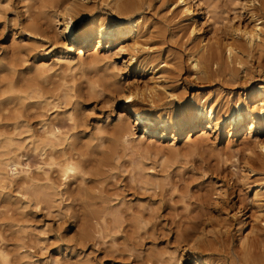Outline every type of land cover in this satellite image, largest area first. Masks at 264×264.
<instances>
[{
  "label": "bare ground",
  "instance_id": "6f19581e",
  "mask_svg": "<svg viewBox=\"0 0 264 264\" xmlns=\"http://www.w3.org/2000/svg\"><path fill=\"white\" fill-rule=\"evenodd\" d=\"M90 1L24 0V9L28 14V20L22 23V30L29 35H46L54 45L58 44L59 50L54 55L55 60L63 61L64 64L70 63L66 57L72 52L75 45L78 46V51L75 54L82 58L89 47L95 46L98 49L100 45L107 42V52L112 56L122 54L126 58L128 66L150 70V82L144 83L142 87H138L136 84L124 85L125 87L121 88L122 91H116H121L118 96L122 99L123 108L127 112L118 115L110 132L106 130V127H95L97 133H91L90 138L87 136L89 140L85 141L86 143H81L83 140L80 142L79 134L83 132L84 124L80 123L79 119L77 120L78 115L76 116L74 111L66 114V112L57 110L53 116L47 114L51 108L59 107L61 103L59 99L63 100V104L70 103L72 89L64 86V80V83L61 81L63 84L59 87L60 91H57L58 88H44L35 79L18 80L13 64L16 60L8 61V52L2 50L0 52V187L5 189L13 185L17 189H27L36 205L41 202L52 203L57 195L58 197L66 196L67 199L73 200L79 205L74 207H78L74 211V215L78 218L76 231L78 245L91 240L95 242L99 239L100 244L106 247V251L114 253L120 260L123 257L128 259L127 256L130 259L132 254L137 257L138 254L133 252L139 253L137 257L139 259L142 257L140 255L144 249V240H149L150 235H155L152 233L154 227L151 220L156 218L154 214L156 208L152 210L148 207V209L145 208L147 206H140L142 204L133 207L129 204L131 201H126L123 195L121 197L117 189L103 188L107 179L119 169L123 152L134 141L143 143L150 131L162 130V132H166L170 130L173 133H181L184 128H190L191 131L197 123L204 124L205 129L218 130L224 125L229 127L232 133L244 130L246 131L245 137L250 136L255 127L264 131V83L261 82L252 87L254 94L251 97L253 99L251 103L245 102L247 93L244 98L240 93H236V95L232 93L230 98L224 102H220L216 98L210 99L209 95L199 97L195 94L184 106L179 104L173 108L174 110L164 109L159 103L163 100L164 94L172 95L170 94L172 92H170V85L174 82L173 78L176 76L174 74L179 65H176L174 61L172 64L168 63L167 57L165 59L157 53L156 56H152L148 52L153 47V45L147 47L148 40L152 41L154 35L152 36L153 33L150 31L151 28L148 26L149 22L144 12L151 6L152 0H100L115 13L118 17L117 20L100 15L88 17L87 14L93 7ZM214 1L212 0L213 3ZM237 1H239L238 4L236 3L239 7L238 18L244 20L243 25L238 23L234 26L230 19L225 22L224 18V20L221 19L224 21H222V31L218 32V29H212L205 33L202 27L203 23H199L198 20V11L204 10L206 15H210V10H212L217 15L213 3H210L212 6L210 9V4L205 5L204 3V6L201 3L203 0H158L159 5L165 6L166 12L170 14L168 17L170 22L175 27L181 23L177 29H174L177 32L171 31V35L176 38V36L179 37L178 33H183L180 40L187 49L190 60L188 69L192 70L196 79L208 82L219 81V84L222 85H235L240 74H243L244 80L247 75H250L251 62L256 65L255 67L264 77V63L261 60L264 55V0ZM205 2L207 3V1ZM85 17H88L85 22L75 29L74 21H82ZM210 17H207V22L212 18ZM216 22L215 20L213 25ZM48 29H51V32L47 31ZM209 33L211 34L208 36ZM157 35L161 36V34ZM119 38L120 40L116 43ZM95 39L96 42H93ZM114 43H116L115 50L112 52L110 47ZM85 47L87 49L83 50ZM141 53L146 56L141 58ZM12 55H14V51H12ZM41 70L46 72L48 68L41 66ZM102 78L103 86L107 84L106 86L109 88L106 89L112 93L113 89L110 88L112 85L109 84V78L105 76ZM34 98L39 100L33 104L39 109L37 117L40 120L37 122L38 130L31 132L29 130L31 117L27 114L23 116V112L32 106V101L29 102V99ZM139 104L142 107L147 105L148 113L139 111ZM15 110L18 112L12 116L11 113ZM64 119L68 122L66 126L63 124L66 122L62 121ZM23 123H25V127L29 128L23 130L28 133L24 140L26 152L36 154L38 157V165L33 174L20 165L19 156L21 157V155L18 154L20 147H17L13 137ZM141 127H143L142 135L136 136V130ZM247 148L249 154L245 159L243 157L244 161L242 159L244 170L241 181L245 185L248 180L252 181H249L250 184L252 183L251 186L253 185L251 201L258 212L257 215H253V221L258 223L261 222L259 220L263 215L264 207V138L254 140ZM6 168L10 169V173L4 172ZM57 189L63 190L58 191ZM141 190L155 192L156 189ZM141 197L143 196L141 195ZM152 197L154 198V196ZM121 207L122 209H120ZM187 207L185 208L188 209ZM188 211L190 210L188 209ZM193 215L192 219L189 217V213L183 216L184 219H189L190 221L187 220L189 222L177 220V222H171L172 224L169 223L172 225L170 230L174 234V245L170 256H167L169 258L165 259V264L166 260L173 264H181L182 256L177 253L178 250H182L185 254L186 264H217L216 256L233 257L223 239L222 232L224 231L218 227L219 224H212L209 215H204V212L200 215L196 214L197 217L195 214ZM245 225V219L242 217L236 219V232L239 234ZM252 229L244 236L238 237L241 246L240 259L238 260L240 264H249V260L252 258L255 260L257 256L263 257L264 260V241L261 240L258 247L253 246L255 244L252 245L249 241V234L254 232ZM150 240L153 241V238ZM73 248L69 250L71 254L75 250ZM197 250L206 252L208 256L203 257L201 254H197ZM256 254L257 256L254 257ZM158 256L161 257L160 254ZM160 259L164 260V258ZM160 259H158L160 262L163 261ZM146 260L148 262V258ZM263 263L260 262V264ZM0 264H10L8 255L1 246ZM74 264H92V262L86 258L85 260L77 259ZM254 264L259 263L254 261Z\"/></svg>",
  "mask_w": 264,
  "mask_h": 264
},
{
  "label": "rangeland",
  "instance_id": "374dc122",
  "mask_svg": "<svg viewBox=\"0 0 264 264\" xmlns=\"http://www.w3.org/2000/svg\"><path fill=\"white\" fill-rule=\"evenodd\" d=\"M215 1L213 3L212 0H203L201 3L203 5L204 3L205 5L213 3L218 16L212 10H210V15H206L204 10L198 11V20L199 23H203L202 27L205 33L212 29H218V32L222 31L224 18L225 22L230 19L234 26L238 23L243 25L244 20L238 18L239 7L237 4L239 1ZM90 4H93V7L87 14L88 17L100 15L108 19H118L115 13L108 6L102 4L100 0H91ZM159 4L158 0H152L151 6L145 9L146 13L144 12L149 22L146 24L151 28L152 36L154 35L152 41L151 39L148 40L147 47L153 45L148 52L152 56H156L157 53L165 59L167 57L168 63L172 64L174 61L176 65H179L178 71L176 70L174 74L176 75L173 78L174 82L169 84L172 95L164 94L163 100L159 104L164 109L172 110L179 104L184 106L195 94L199 97L209 95L210 99L216 98L218 101L224 102L230 98L232 93L235 95L240 93L242 98L247 93L245 102L251 103L253 101L251 97L254 94L252 87L258 83H264L263 74L255 67L256 65L251 62L250 75H247L244 80L243 74H240L235 85H222L219 84V81L208 82L196 79L192 70L188 69L190 60L187 49L180 40L183 33H178L179 37L176 36V38L171 35V31L177 32L174 29H177L181 23L175 27L168 18L170 14L166 12V7ZM215 15L217 18H214ZM27 16L24 0H0V52L6 50L8 61L14 62L16 60L13 64L17 72V79H35L44 88H58L57 91L61 90L59 87L65 82L64 86L72 89L70 95L74 94L71 95L70 103L63 104V100L59 99L60 108H51L47 114L53 116L57 110L58 112H66V114L74 111L75 115H78L77 120L79 119L78 121L84 124L83 132L79 134L80 142L83 140L81 143H86L89 140L87 136L91 133H97L95 127H106V130L110 132L118 115L127 112L123 108L122 99L118 96L122 91V86L134 84L138 87L144 86V83L150 82V70L135 69L134 66H128L126 58L122 54L112 56L107 52V42L100 45L98 49L95 46L89 47V49L83 48L87 51L82 58L75 54L78 51V46L75 45L69 54L70 57L69 55V58L66 57L70 63H65V65L63 61L58 62L54 56L59 50L58 44L54 45L46 35H29L22 30V23L28 20ZM88 17L82 21L75 20V29H78ZM207 17L211 18L208 22L206 21ZM215 20L217 22L213 25ZM219 20L221 23L218 22ZM151 24H154L152 25L154 28ZM47 31L51 32V29ZM157 34H161V36L159 37ZM119 40L120 38L116 43ZM93 42H96V39ZM116 43L110 47L112 52L115 50ZM12 51H14V55H12ZM140 55L141 58L146 56L144 53ZM263 59L264 55L261 58L264 63ZM41 66H46L48 70L42 71ZM103 76L109 78V84L112 85L110 88L113 89H110L112 93L106 89L109 88L106 83L103 86ZM118 90L121 91L116 92ZM229 92H231L230 95H228ZM34 99H29V102L32 101V106L23 112V116L27 114L31 117L30 129L25 127V123H23L13 136L17 147H20L18 151V154L21 155V157L19 156L20 165L27 168L31 174L36 171L38 157L36 154L26 152L24 140L28 133L23 132V130L25 128L31 132L38 130L37 122L40 118L37 117V114L39 109L33 103L39 100ZM138 106L139 111L148 113L147 105L142 107L139 104ZM15 111L11 113L12 116L17 114L18 111ZM62 121L66 122L65 119ZM63 124L66 126L68 122ZM142 129L143 127L136 130V136L142 135ZM15 134H17L16 137ZM245 136L246 131L244 130L232 133L229 127L224 125L218 130L205 129L204 124L197 123L191 131L190 128H184L181 133H173L170 130L166 132H162V130L150 131L143 143L134 141L130 144L131 146L128 145L127 150L123 152L124 155L121 156L119 169L114 171L113 178L107 179L103 188L117 189L121 197L123 195L126 201H131L129 204L133 207L142 204L140 206H147L145 208L158 209L154 211L156 218L151 220L154 227L152 233L155 235L149 236L150 239L153 238V241L144 240V249L140 255L142 260L137 258L139 256L137 252H133L138 254L137 257L132 254L130 259L127 256L128 259L123 257L120 260L114 253L107 252L106 247L100 244L99 239L95 242L91 240L78 245L79 241L76 236L78 218L74 215V211L78 209V207H74L79 206L77 202L67 199L66 196L60 195L58 197L57 195L54 203L41 202L36 205L29 190L17 189L13 185L5 189L0 187V246L7 253L10 264H56L59 262L74 264L77 259L85 260L86 258L92 264H162L163 262L165 264V259L169 258L167 256H170L174 245V234L170 230L172 225L169 223L177 222V220L189 222L190 220L184 219L183 216L189 213V217L192 219L194 218L193 214L200 215L204 212V215H209L212 224H219L218 227L224 231L222 232L223 239L230 249L231 256H233L231 258L222 255L216 256V263L240 264L238 261L241 252V246L238 242L240 237L250 232L253 226L254 232L249 234L250 243L252 245L254 243L253 246L258 247L260 241H264V231H262L264 230V207L263 215L259 220L261 222L254 223L253 215H257L258 212L251 201L253 185L251 186L252 183L250 184V182L252 181L251 179L248 180L246 185L241 181L244 170L242 164L246 155L249 154L246 149L251 146L254 140H262L264 131L255 127L250 136ZM256 152L254 153L256 154ZM4 172L10 173V169L6 168ZM141 189L156 190L149 192ZM223 191L225 194L222 193ZM239 217L245 219L246 225L238 234L236 232V219ZM72 248L75 250L71 254L69 250ZM201 252V250H197L196 253L203 257L208 256L206 252ZM177 253L182 256L181 264H186L187 259L182 250H178ZM159 254L160 258H164V260L159 258ZM256 256L257 254L254 257ZM143 257L148 258V262ZM149 259L152 261L149 262ZM158 259L163 261L160 262ZM259 259L263 263V257L257 256L255 260L254 258L251 259L252 261L249 260V264H254V261L260 264ZM166 261L168 264H173L168 262L169 260Z\"/></svg>",
  "mask_w": 264,
  "mask_h": 264
}]
</instances>
